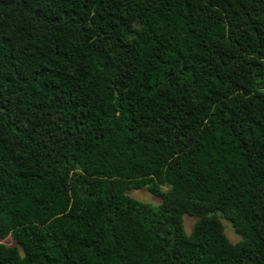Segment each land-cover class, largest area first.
Listing matches in <instances>:
<instances>
[{
    "label": "trees",
    "instance_id": "1",
    "mask_svg": "<svg viewBox=\"0 0 264 264\" xmlns=\"http://www.w3.org/2000/svg\"><path fill=\"white\" fill-rule=\"evenodd\" d=\"M10 234L0 264H264V0H0Z\"/></svg>",
    "mask_w": 264,
    "mask_h": 264
},
{
    "label": "rangeland",
    "instance_id": "2",
    "mask_svg": "<svg viewBox=\"0 0 264 264\" xmlns=\"http://www.w3.org/2000/svg\"><path fill=\"white\" fill-rule=\"evenodd\" d=\"M132 196H135L136 198L146 201L152 205L157 206L161 202V198L159 196L153 195L150 192H148L145 188L141 189H135L131 192ZM195 218L191 216H186L185 218V224L188 230H191L194 226ZM225 226H226V232L230 239L234 242L238 240V236L234 231L232 230V225L229 221L225 220ZM0 242L6 243L8 245H17L14 237L10 234L2 239H0Z\"/></svg>",
    "mask_w": 264,
    "mask_h": 264
}]
</instances>
